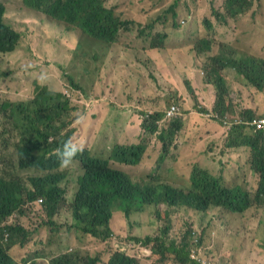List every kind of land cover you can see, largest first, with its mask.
<instances>
[{
	"label": "rangeland",
	"instance_id": "rangeland-1",
	"mask_svg": "<svg viewBox=\"0 0 264 264\" xmlns=\"http://www.w3.org/2000/svg\"><path fill=\"white\" fill-rule=\"evenodd\" d=\"M1 1L6 4V22L22 31L24 38L17 52L0 54V78L4 80L0 82V95L26 102L36 84L65 93L76 108L69 128L74 132L71 141L76 147L85 146L101 158L107 157L115 145L135 143L140 138L157 146L154 136L142 135V114L164 113L168 103H174L184 124L174 142L173 153L177 159L186 163L199 149L209 160L207 168L222 178L225 185L242 186L252 193L256 190L258 176L251 169L249 150L228 149L224 145L227 132L214 122L216 119L200 112V109L212 110L215 94L212 86L203 83L200 67L205 65L206 58L197 57L194 47L198 40L209 39L213 42L212 55L235 52L237 54L228 55L236 61L240 55L252 53L264 58V0H253L250 10L240 16H232L229 7L223 8L224 0H103L122 19L133 21L130 34L135 38L140 31L152 39L156 34L166 32L169 35L168 51L179 53L168 59L161 53L152 57L140 49L126 50L121 62L123 73L133 74L134 78L127 87L110 94L94 89V81L87 76L88 70L98 64L99 53L104 48L89 46L86 49L88 36L81 30H68L65 25L48 19L49 22L28 10L23 0ZM205 19L210 21L212 29L204 27ZM77 44L83 50L75 51ZM223 72L234 105L228 121L239 118L245 108L262 105L264 92L250 86L248 93L242 94L237 90L239 81L235 80L234 68L229 66ZM187 82L193 93L188 91ZM80 137L83 139L78 144ZM10 154H15L13 148H10ZM171 163L172 160L167 159L166 164ZM115 166L124 168L138 180L152 174L156 168L155 163L147 168ZM158 173L159 181H165V169ZM79 174V165L75 164L73 170L67 172V179L75 182ZM72 196L73 192L67 191L66 201ZM31 207L26 204L24 216L16 214L9 219V223L18 224L29 233L23 248L13 246L10 255L18 261L46 263L62 253L78 251L82 256L98 254L101 256L99 264H105L109 247L110 252L125 248L134 242L133 235L141 240L156 236L166 223L165 220L156 221L155 216L147 212L136 214L126 223L119 219L113 225L110 243H100L77 231L68 208L60 209L53 218L57 227L51 230L45 227L47 220L43 216L45 207L41 200L34 210ZM169 220L170 236L178 241L189 229L201 233L202 254L206 258L214 257L220 264H233L235 257L237 264H264V199L256 201L242 214L217 208L203 214L180 210ZM15 239L20 236L16 235ZM148 250L132 246L125 253L135 256L140 264H154Z\"/></svg>",
	"mask_w": 264,
	"mask_h": 264
},
{
	"label": "trees",
	"instance_id": "trees-1",
	"mask_svg": "<svg viewBox=\"0 0 264 264\" xmlns=\"http://www.w3.org/2000/svg\"><path fill=\"white\" fill-rule=\"evenodd\" d=\"M23 2L34 14L63 24L68 30L77 28L99 43L88 42L86 49L89 46L104 48L99 53L98 64L89 69L87 74L94 81V89L99 91L114 93L132 82L134 75L123 73L121 64L128 49H140L152 57L161 53L168 59L179 54L168 51L166 44L169 35L166 32L156 34L152 39L140 31L135 38L130 34L133 21L122 19L103 0ZM252 2L224 0L223 8L229 7L232 16H240L250 10ZM203 25L207 30L212 29L207 19ZM23 38L22 31L6 22V4L0 0V54L17 52ZM79 48L83 50L80 45L75 50L79 51ZM212 50L213 42L209 39L198 40L194 47L197 57L206 58L205 65L200 67L203 83L212 86L215 94L212 110L200 109V112L209 115L208 118L216 119L217 122H214L227 132L224 145L228 149L249 150L251 169L259 178L256 190L252 193L242 186L225 185L222 178L216 177L207 168L209 160L199 149L190 161L180 162L173 153L175 139L184 125L180 115L169 121L164 118L166 111L142 114V135L154 136L157 146L152 141L147 143L144 138H140L135 143L115 145L106 158H101L93 155L85 146L77 148L76 143L71 141L73 131L69 128L76 108L73 101L64 94L38 84L26 102L6 99V95L1 94L0 264H99L101 261L98 254L95 257L82 256L78 251L54 256L46 263L14 259L10 255L13 246L23 248L29 233L22 226L9 223V219L16 214L24 216L23 207L28 203L32 206L31 210H34L40 200L45 207V227L51 230L57 227L53 218L60 209L68 208L77 231L100 243H110L114 233L113 225L117 220L126 223L136 214L147 212L155 216L156 221L165 220L164 227L156 236H147L143 240L133 235L135 243L128 244L149 249L154 264H199L190 260L189 250L201 248L202 252L204 245L201 243V233L189 229L183 239L178 241L170 236L169 218L180 210L203 214L214 208L231 214H242L251 209L256 201L264 199V129L254 130L250 125L258 118L257 113L249 109L242 110V124L234 126L232 130L227 131L222 123L234 109L223 71L229 66L234 68L235 80L239 81L236 84L237 90L242 94L248 93L250 86L264 92V58H258L252 53L250 56L240 55L236 61L228 55L237 54L235 52L212 55ZM0 82L4 80L0 78ZM186 86L193 93L189 82ZM261 104L264 110V100ZM170 106L168 103V108ZM165 122L168 123L161 127ZM10 148H13L15 154H10ZM73 148L82 150L76 151L69 167H61L57 149ZM167 159H171L172 163L167 165ZM154 163L156 168L152 174L139 180L124 168L115 166L120 164L147 168ZM75 164L79 165L80 174L73 182L67 179V172H71ZM161 169L166 171V180L163 182L159 181L158 172ZM67 191L73 192L70 201L65 199ZM16 235L20 239H15ZM110 251L109 247L105 264H140L135 256H128L120 250ZM206 259L219 263L214 257ZM237 262L235 257L233 264Z\"/></svg>",
	"mask_w": 264,
	"mask_h": 264
},
{
	"label": "clouds",
	"instance_id": "clouds-1",
	"mask_svg": "<svg viewBox=\"0 0 264 264\" xmlns=\"http://www.w3.org/2000/svg\"><path fill=\"white\" fill-rule=\"evenodd\" d=\"M84 34V33H83ZM86 35V34H84ZM87 36V35H86ZM92 40L90 38H86L85 39V42H91ZM79 45V44H77ZM76 49V47H75ZM74 49V50H75ZM77 51V50H75ZM192 88V87H191ZM193 92V90H192ZM65 95V93H62ZM66 96V95H65ZM67 97V96H66ZM245 109H249L251 111H254L255 113H257V119H254L250 125L254 127V130H263L264 129V124L262 125V122L264 121V117H263V111H262V107L261 105L258 107V108H255V107H248V108H245ZM241 113V112H240ZM232 114V113H230ZM230 114H227L226 117L224 118L223 120V125L224 127L226 128V130L228 131L229 129L232 130V128L236 125H239V124H242V121L240 120V117L239 118H236V119H233L232 121H228V118L229 117H232ZM180 115V111H179V108L176 104L172 103L170 108H168L165 112V117L167 120L169 121H172L176 118H178V116ZM258 125H261V128L258 127ZM81 133V132H80ZM79 133V134H80ZM74 136V132H72V135L71 137ZM83 137L77 141L78 144H81V141H82ZM84 146L82 147H77V148H83ZM78 150H82V149H76V148H73L71 150H67V149H64V150H61V149H57V154H58V158H59V163H60V166L63 167V168H67L71 165V163L73 162V158H74V155L76 153V151ZM111 150V149H110ZM110 152V151H109ZM103 158H106V157H103ZM259 179V178H258ZM258 181V180H257ZM128 247H132L130 246L129 244L127 246H125V248H121L119 249L120 251L122 252H126V249ZM192 250V249H191ZM191 250H189V257H190V252ZM196 250V249H195ZM197 252H200L201 251V248L197 249L196 250ZM150 253V250H148V254ZM191 260V258H190ZM194 261V260H193ZM196 262V261H194Z\"/></svg>",
	"mask_w": 264,
	"mask_h": 264
},
{
	"label": "built area",
	"instance_id": "built-area-1",
	"mask_svg": "<svg viewBox=\"0 0 264 264\" xmlns=\"http://www.w3.org/2000/svg\"><path fill=\"white\" fill-rule=\"evenodd\" d=\"M264 124V121L262 122V125ZM259 128H261V125H258ZM190 258L194 261H196L199 264H220L216 263L211 259H206L202 256V252H197L195 249H192L190 252Z\"/></svg>",
	"mask_w": 264,
	"mask_h": 264
},
{
	"label": "crops",
	"instance_id": "crops-1",
	"mask_svg": "<svg viewBox=\"0 0 264 264\" xmlns=\"http://www.w3.org/2000/svg\"><path fill=\"white\" fill-rule=\"evenodd\" d=\"M200 94H204V92H201ZM203 98V97H202Z\"/></svg>",
	"mask_w": 264,
	"mask_h": 264
}]
</instances>
